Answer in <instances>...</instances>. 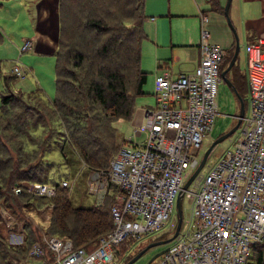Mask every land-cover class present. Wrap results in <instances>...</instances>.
<instances>
[{"label":"built area","instance_id":"built-area-1","mask_svg":"<svg viewBox=\"0 0 264 264\" xmlns=\"http://www.w3.org/2000/svg\"><path fill=\"white\" fill-rule=\"evenodd\" d=\"M201 18L206 20L204 14ZM207 38L208 31L202 30L192 69L155 73V103L142 107V119L133 125L135 135H146L141 143L128 138L106 167L90 169L88 191L96 195L95 204L113 194L111 229L90 249L74 246L69 238L42 234L31 244L29 256H43V264H111L128 238L155 233L167 222L173 232L176 198L203 156L198 151L218 113V84L229 61H224L228 49ZM30 45L25 39L20 51ZM244 51L240 131L209 162L207 171L199 169L183 189L182 196L191 203L189 217L181 218L173 245L149 264H246L253 245L264 241V37L246 42ZM13 73L24 70L15 65ZM71 184L65 179L54 185L25 181L12 190L52 196Z\"/></svg>","mask_w":264,"mask_h":264},{"label":"rangeland","instance_id":"rangeland-1","mask_svg":"<svg viewBox=\"0 0 264 264\" xmlns=\"http://www.w3.org/2000/svg\"><path fill=\"white\" fill-rule=\"evenodd\" d=\"M41 1L0 0V135L4 137L3 141L13 143V146H17V142H20L22 151L32 154V158H35L40 151V141L43 138H48L52 134L50 138L52 147L43 151L41 155V159L50 164L47 171V178L38 181H44L49 185L59 184L62 179L71 182L70 187H65V190L67 192L69 191V198L72 205L86 207L95 203L96 200V195L88 191L87 180L90 169L83 163L84 161L79 158L68 143H64L62 148L57 146L60 136L63 137L62 130V135H60L61 133H58V135L54 134L51 131L46 134V124H42L39 121L35 122L36 117L41 120L50 118L52 127H58V120L52 115L49 106V102L55 94V57L53 54L36 52L31 39V36L35 34L38 4ZM232 1L230 0L229 3L231 4V8L228 5L227 12L225 13L224 8L227 0H217L222 15L221 22H219L213 18L212 14L215 15L216 12L212 11L209 0H145L144 12L148 16L143 23L146 37L140 42V53L141 67L147 73L146 80L142 86L143 93L134 98L135 106L154 105L155 73L165 70L163 68L164 66L161 68L159 64L164 65L163 63L165 61H170V66L168 65L170 68L168 69L173 74L179 70H190L194 67V49L192 45L199 43L202 30L208 31L207 40L209 43L218 44L223 49H228L229 44L232 40L234 41V35H236L238 53L235 63L239 70L245 73L246 53L244 51V45L246 42L254 41L256 38L249 40L247 36H244L242 31L236 29L238 22L233 14L235 1L233 3ZM134 4L135 2L130 3V0H111L107 5L105 4L106 8L102 9H107L108 15L111 17L114 15L132 16L129 17V20L133 24L139 16L138 11L133 7ZM238 4L236 11L239 16H242L243 7L239 1ZM41 5H45L46 9L50 11L53 8V1H49L47 4L42 3ZM201 12L207 16V20L203 26L200 23ZM228 18L231 25L228 24ZM137 35H139L138 28L128 33V35H124L123 33L122 45L127 46L129 42L135 45V40L138 38ZM250 35L254 36L252 33ZM25 39H31L32 44L30 48L20 51V47ZM98 39L99 37H97ZM103 41L104 38L99 40L100 43ZM117 49L119 55L122 56L120 46ZM15 65L21 70H24L22 76L13 73V67ZM133 69V64L129 63L126 72L129 74L130 71H134ZM230 73L231 70L228 71V75ZM134 82L136 83V76ZM135 83L130 84V89L131 85H135ZM37 89L39 90L38 92H36ZM9 92L19 93L20 100L26 104V107L33 106L35 103L33 108L35 111L27 112L29 119L24 118L22 110L19 107L10 106V104H3L1 102V95ZM33 97H40V99L36 100ZM216 101L218 113L214 118L212 129L202 138L198 156L203 153L217 136L226 132L236 122L235 114L238 110V103L235 95L223 79L218 84ZM18 116L28 122L27 127L24 128V126L19 127L15 125ZM111 126L114 129L115 138L119 144L127 145L129 143L127 141L128 138L131 139L132 143H141L146 136L145 133L140 135L134 134L133 124L130 119L118 118L111 123ZM240 128L241 126H238L232 134L213 146L212 151L207 156L206 162L200 168V173L207 171L209 162L216 157L222 148H226L231 143L229 139L238 134ZM12 135L14 138L11 137ZM2 147L4 148L0 144V149ZM9 153L11 167V162L18 161L19 158H15L11 150H9ZM17 166L21 167L23 165L16 164L15 167ZM8 172L9 169L6 172L0 173V183H2V186L0 185V193L5 192L7 195V201H4L5 197L0 196V220L4 223H0V227L3 229V235L7 238L10 236V239L15 243L20 239L21 235L19 234L26 235V232L24 233L23 230V222L33 227L38 234H44L52 205L49 204L48 199L37 197L35 200L32 198L34 208H30L29 206L23 207L25 198H20L17 202L22 207L13 213L9 207H6L9 201L12 202L8 194L9 191L5 189L7 185L5 184L4 175H7ZM190 207L191 203L187 197L182 196V221L188 219ZM173 216L174 212L172 213ZM6 220L9 223L6 224ZM13 221L17 222V225H15V222L12 223ZM169 228L170 225L167 222L155 233L142 234L139 238L132 240L128 238L125 244L121 245L120 253L111 264H121L124 256H130L127 259L129 260L139 250L147 246L154 235L157 236V234L168 232L164 237L170 236ZM172 245L173 239L150 246L131 264L154 263L158 255ZM28 257L29 259L22 264H43V256L33 255Z\"/></svg>","mask_w":264,"mask_h":264},{"label":"trees","instance_id":"trees-1","mask_svg":"<svg viewBox=\"0 0 264 264\" xmlns=\"http://www.w3.org/2000/svg\"><path fill=\"white\" fill-rule=\"evenodd\" d=\"M110 1L58 0V37L54 52L55 94L49 102L52 115L58 120V127H52L50 118L41 120L35 116V122L46 124V134L51 131L62 135L63 132L57 146L62 148L64 143H68L89 169L106 167L111 156L118 150L121 144L115 138L111 123L118 118H131L135 106L134 98L143 93L142 86L147 73L140 65V42L146 37L143 28L146 17L144 0H130V3L135 2L133 7L139 13L133 24L129 20L132 16H109L108 10L102 8H106ZM136 28L139 31L136 44L132 45L130 44L132 42H129L127 46H123V33L128 35ZM101 38H104V41L100 43ZM119 46L122 56L117 49ZM232 47L227 51L224 61L231 57ZM115 60L117 61L114 63ZM129 63L133 64L134 71L128 74L126 71ZM230 70V75L227 73L226 76L244 100L245 74L239 71L235 62ZM132 83L135 85H131L130 89ZM38 91L37 89L36 92ZM1 102L19 107L24 118L29 119L28 111H35L33 109L35 103L26 107L20 100L19 93L3 94ZM15 125L25 128L28 122L18 116ZM51 135L40 141V151L35 158H32V154L22 151L20 142L13 146V143L3 141L4 137L0 135V144L4 146L0 149V173L9 169L4 179L7 185L5 189L9 191V197L12 199L6 207L15 213L22 207L17 202L20 198H25L23 207L30 208H34L32 198L48 199L52 208L44 234L69 238L74 246L90 249L96 245L99 237L112 227L109 209L113 202V194L106 195L101 204L93 203L81 207L72 205L69 191L63 187L57 188L52 196L33 195L25 188H21L17 194L12 190L16 184L47 178L50 164L41 159V155L43 151L52 147ZM11 137L14 138L13 135ZM8 149L14 153L15 158H19L18 161L11 162V167ZM16 164H22L23 168L15 167ZM0 185L2 186V183ZM0 196L5 197L4 201H7L5 192H1ZM0 223H3L2 220ZM22 225L26 235L22 234V240L15 243L3 235V229L0 227V264H16L24 256H29L28 250L34 241L41 240V233L38 234L29 224L23 222ZM164 236V233L158 234L154 239ZM125 242L126 240L121 245ZM128 257L130 256H124L122 263ZM246 264H264V241L253 245Z\"/></svg>","mask_w":264,"mask_h":264},{"label":"crops","instance_id":"crops-1","mask_svg":"<svg viewBox=\"0 0 264 264\" xmlns=\"http://www.w3.org/2000/svg\"><path fill=\"white\" fill-rule=\"evenodd\" d=\"M49 1L51 2L53 1V8L50 11L46 9L45 5H41L42 3L47 4ZM238 1L240 5L243 7V13L241 14L242 16H239L236 11L239 5ZM57 2L58 0H42L38 4L35 34L31 36L32 42L34 44V50L36 52L54 55L55 49L57 47V37H58V13H57L58 3ZM209 2L211 3L212 11L216 12L215 14L216 16L211 13L213 15V18L221 22L220 19H222V15L220 13L221 9L219 8V5H218L219 1L217 2V0H209ZM233 2H234L233 14H234V17L236 18V21L238 22V26L236 25V29L242 31L244 36H247V39L249 40H254L255 38H263L264 37V0H233L232 3ZM229 5L231 8V4ZM201 14H204V13L202 12L200 13V23L203 26L204 22L207 20V16L206 14H204L206 16V20L203 21L201 18ZM147 16L148 15H146L145 20ZM230 16L232 17L231 14ZM239 25H241V27H239ZM250 33L254 34V36L250 35ZM233 45H234V41L232 40V42L229 44L228 50H230V47ZM192 47L194 49L193 64H195L198 59V44L196 45L194 44L192 45ZM170 63H171L170 61H165L163 63L164 65L159 64V67L162 68L164 66L163 68L168 69L170 68L169 67ZM140 65H141V57H140ZM241 73L243 74L244 72H241ZM20 75L22 76L23 74H20ZM144 106H147V105L135 106L134 112L130 118V121L133 125H136L138 122L141 121L142 116H143L141 112V108ZM14 222L15 221H13L12 223ZM47 223H48V220H47ZM15 225H17V222H15ZM19 235H21L20 239L17 240L16 242H20L22 240V234H19ZM9 239H10V236H9ZM10 241H13V240L10 239ZM27 259H29V257L24 256L22 259L16 262V264H22Z\"/></svg>","mask_w":264,"mask_h":264},{"label":"water","instance_id":"water-1","mask_svg":"<svg viewBox=\"0 0 264 264\" xmlns=\"http://www.w3.org/2000/svg\"><path fill=\"white\" fill-rule=\"evenodd\" d=\"M230 3V0H227V4L225 6V13L227 12V7ZM228 24L231 25V22L229 20V18L227 19ZM233 29V28H232ZM234 31V29H233ZM236 33V32H235ZM237 53H238V43H237V36L234 35V49H233V53L228 61L227 66L222 69L221 71V77L223 79V81L228 85V87L230 88V90L232 91V93L235 95L236 100L238 101V114H236L235 116L237 117V120L235 122V124L229 128L226 132L220 134L219 136H217L212 142L211 144L204 150L203 152V156L198 164V166L195 168V170L191 173V175L186 179V181L184 182L182 189L179 191L177 198H176V212H177V219H176V227H175V231L172 234V236L162 239V240H158V241H154L151 243H148L147 246H145L144 248H142L141 250H139L136 254H134L129 260H127L124 264H131L133 263L148 247L159 244V243H163L166 241H169L171 239L174 238V236L177 234L178 229L180 227V223H181V201H182V194H183V189L186 188L188 186V184L190 183V181L193 179V177L196 175V173L199 171V169L202 167L203 163L205 162L209 152L211 151V149L213 148L214 145H216L218 142H220L221 140H223L224 138L228 137L230 134H232V132L235 131V129L238 127V125L240 124L241 121V117L244 114V102L242 100V97L238 94V92L236 91L235 87L232 85L230 79L228 78L227 73L230 70L231 66L234 64L236 57H237Z\"/></svg>","mask_w":264,"mask_h":264},{"label":"flooded vegetation","instance_id":"flooded-vegetation-1","mask_svg":"<svg viewBox=\"0 0 264 264\" xmlns=\"http://www.w3.org/2000/svg\"><path fill=\"white\" fill-rule=\"evenodd\" d=\"M181 218H182V216H181ZM176 219H177V212H176ZM180 225H181V223H180ZM171 227L172 226H170V229H171ZM175 227H176V223H175ZM180 228V227H179ZM179 230V229H178ZM174 231H175V228H174V230H173V232L171 233V235L170 236H172V234L174 233ZM166 233H168V232H165L164 234H166ZM162 234V233H161ZM158 235V234H157ZM160 235V234H159ZM170 236H168V237H170ZM154 237H155V235L150 239V241L148 242V243H151V242H154V241H158V240H162V239H165V238H168V237H161V238H159V239H154ZM175 237V236H174ZM174 239V238H173Z\"/></svg>","mask_w":264,"mask_h":264}]
</instances>
